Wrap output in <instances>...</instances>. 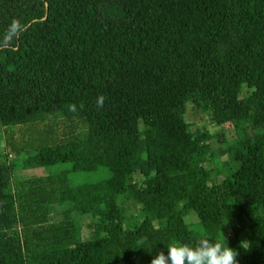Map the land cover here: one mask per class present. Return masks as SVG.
Here are the masks:
<instances>
[{"label":"trees","instance_id":"trees-1","mask_svg":"<svg viewBox=\"0 0 264 264\" xmlns=\"http://www.w3.org/2000/svg\"><path fill=\"white\" fill-rule=\"evenodd\" d=\"M0 140V264H264V0H0Z\"/></svg>","mask_w":264,"mask_h":264},{"label":"clouds","instance_id":"clouds-1","mask_svg":"<svg viewBox=\"0 0 264 264\" xmlns=\"http://www.w3.org/2000/svg\"><path fill=\"white\" fill-rule=\"evenodd\" d=\"M19 31L20 28L14 21L9 31V38L18 36ZM222 237L223 243L213 241L207 236H201L191 245L172 240L164 249L156 252L150 264H238V252L228 246L223 233ZM145 243L146 238H142L137 249H143ZM249 246L250 244L246 240L239 244V247L245 251Z\"/></svg>","mask_w":264,"mask_h":264},{"label":"rangeland","instance_id":"rangeland-1","mask_svg":"<svg viewBox=\"0 0 264 264\" xmlns=\"http://www.w3.org/2000/svg\"><path fill=\"white\" fill-rule=\"evenodd\" d=\"M185 119L187 120V122H190L192 124L191 129L194 130L196 128H200L202 126L205 127L206 130H208L209 132H214L217 131L216 127H213L204 117L203 113L201 112H197V113H192L189 112L187 113V115L185 116ZM214 143V142H213ZM216 145V144H214ZM2 151V143L0 140V152ZM41 169H38V171L40 172ZM31 174H33V171H28V172H17L14 176H12V180H20V179H25L28 178ZM69 180L71 183L76 184L78 182L83 181L84 179H87V176L83 177V174L80 173H76L73 175L69 176ZM126 216L134 214V208H131L128 204H126L125 206V213ZM54 218H59V214L55 213ZM194 216V214H192L191 212L189 213V215H187L184 219V221L188 224V226L192 229L195 228V223H196V218Z\"/></svg>","mask_w":264,"mask_h":264}]
</instances>
